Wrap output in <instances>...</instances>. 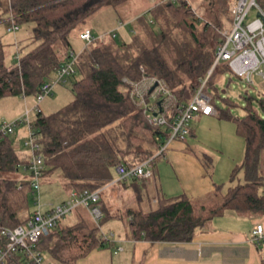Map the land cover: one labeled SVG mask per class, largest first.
<instances>
[{
    "label": "trees",
    "instance_id": "16d2710c",
    "mask_svg": "<svg viewBox=\"0 0 264 264\" xmlns=\"http://www.w3.org/2000/svg\"><path fill=\"white\" fill-rule=\"evenodd\" d=\"M121 1L0 0V21L14 16L17 24H35L32 41L21 47L19 66H8L0 39V100L20 94L37 96L43 83L53 78L65 61L64 55L68 57L73 50V33L84 31L88 27L85 23L98 10ZM233 1L157 0L132 21L127 33L87 44L77 62L75 74L80 78L72 82L71 102L51 114L36 112L31 124L43 145L47 166L43 178L61 171L68 179L65 187L72 192L103 190L99 205L104 218L100 224L88 221L87 210L78 211L79 222L68 225L62 220L36 244L35 250L52 263L77 264L91 252L113 246L101 231V224L110 217L104 195L107 189L128 182L112 185L114 171L121 165L131 168L155 156L159 144L170 134V123L151 124L130 96L125 78L139 79L141 66L147 74L164 79L172 89L175 100L171 115L190 102L207 79L204 91L211 97L216 114L235 122L246 150L242 164L231 174L230 185H216L207 202L185 194L171 198L147 196V180H129L139 202L147 196L152 206L148 211L140 207L126 210L131 238L149 243H189L199 229L226 212L264 215V85L259 87V81L247 83L241 95L245 100L243 114L237 115V102L220 95L217 76L243 78L225 62L208 76L224 40L222 30L232 20ZM260 2L264 6V0ZM58 42L64 46L63 57L55 48ZM256 89L261 94L257 95ZM14 134H0V229L26 226L34 213L31 173L27 178L19 176L29 161L17 155ZM199 158L210 171L212 158L206 154ZM161 159L157 157L156 161ZM240 175L244 182L235 183ZM4 244L0 237V246ZM24 262L33 264L21 250L6 264Z\"/></svg>",
    "mask_w": 264,
    "mask_h": 264
},
{
    "label": "built area",
    "instance_id": "2783aa9c",
    "mask_svg": "<svg viewBox=\"0 0 264 264\" xmlns=\"http://www.w3.org/2000/svg\"><path fill=\"white\" fill-rule=\"evenodd\" d=\"M165 1L175 3L177 0ZM253 9L257 10V16L247 21ZM231 15L230 27H225L222 31L224 40L217 50L215 62L208 76L220 63L225 62L234 74L242 77L247 83L254 84L256 78L264 80V6L260 0H234L231 5ZM7 22L8 32L19 30V24L15 22L14 16H10ZM119 27H124V23L120 22ZM108 35L116 37L118 34L112 31L95 35L91 28H86L80 34V38L89 44L97 39H104ZM80 55L81 52L70 51L67 59L56 71L55 77L43 83L41 92L37 95L38 103L33 108L27 109L21 117L10 123L4 122L0 126V134H14L20 125L26 124L28 134L24 139V147L31 154L28 170L32 176V195L38 208L26 226L0 229V237L5 242L0 246V264H6L12 255L21 250L29 256L33 264H46L43 253L35 250L36 244L78 208H86L96 224H100L104 218L99 205L103 190L83 193L73 191L68 201L59 205L50 204L46 209H43L40 200V182L47 166L42 154L43 145L32 128L30 114L32 111L40 110V103L53 92L55 86L60 83L65 84L67 79L76 73ZM20 56V53L15 56L18 60L16 66L20 65ZM140 69L143 74L139 79L125 78L130 85L131 98L141 106L151 124L167 125L170 123L171 130L169 136L159 144V150L155 156L131 168L125 165L119 166L116 184L132 179L147 181L153 179L156 158L160 156L164 158L174 141L187 139L191 131V121L201 115L216 113L211 97L204 91L207 79L202 81L191 101L183 104L177 113L171 115L170 107L175 100L172 89L164 79L147 74L143 66ZM103 234L105 240L113 239L112 234L110 236ZM252 235L259 242L262 241L264 239L263 226L256 225Z\"/></svg>",
    "mask_w": 264,
    "mask_h": 264
},
{
    "label": "crops",
    "instance_id": "0c3cea01",
    "mask_svg": "<svg viewBox=\"0 0 264 264\" xmlns=\"http://www.w3.org/2000/svg\"><path fill=\"white\" fill-rule=\"evenodd\" d=\"M137 17L133 18L132 21ZM87 28L90 27L88 26ZM117 28L118 26H115L106 32L115 31ZM119 28L122 29L120 32L125 29V31H123V34H125L127 33V29L129 27L124 24V27ZM82 32V30L78 31L75 40L73 41L74 51L82 52L87 46V43L80 38V34ZM93 33L95 34L94 31ZM66 58L67 56L64 55V60H66ZM258 79L261 80L260 78ZM24 102L25 110L31 109V107H29V105L32 104L30 99L25 97ZM23 114L24 112H22L21 109V111L17 114V117L14 116L15 118H13V120L21 117ZM214 115L218 116L216 113L212 115H201L195 120H200V126L203 127L210 121L212 123ZM191 128L192 132L187 139L191 136H198V130L197 128H194L192 123ZM211 130L212 128H210V131ZM15 133H17V131ZM27 134V127H21L20 133L16 135V142L14 143L15 148H22L24 146V139ZM218 134H220L222 139L219 143H222L225 135L222 133H217L216 135L218 136ZM187 139L184 141H174L170 145L169 150L164 157L165 160L167 159L172 165L177 178H175L173 182L165 184L161 169L158 167V161L154 169L155 176L152 181H148V184L152 182L155 183L157 187V194L166 198L177 197L185 194L193 200L207 202L209 200V195L215 192L216 185H227L228 179L226 174H222L217 171V167L214 166L213 158L211 169L208 171L205 164L199 158L205 153L197 155V153L192 150V146L187 143ZM240 146L241 151L238 153L236 150L237 157H234L236 159H232L233 153L229 151V148L226 150V144L222 147L219 146V151H222L221 154H228L229 161L232 162L231 167L233 168L236 165L238 166L242 164L245 157L246 145L245 148L244 145L242 147V144H240ZM209 148H211V146L206 144L202 150L207 153ZM164 158H162V160ZM231 167H229V170ZM23 168L30 177L28 168ZM116 174L117 179L113 181L114 184H116L115 182L118 180L117 169ZM131 182L132 181H128L126 186L129 187ZM64 188H66L65 185ZM68 190L69 193L67 194L66 199L58 203H52L50 201L44 203L40 197L43 209H46L50 204L59 205L68 201L72 193L70 189ZM37 209L38 208L36 207L34 212ZM79 209H84L85 211L87 210L86 208H78L77 210ZM77 210L71 214V218L78 216V213L74 215ZM88 213L90 215L89 218H91V221L94 222L89 211ZM258 224L262 225L264 228V215L244 216L235 212H226L224 215L214 218L209 226L199 229L193 241L189 243H149L144 241H134L131 238L128 226L123 238H117L116 234L112 233L113 239L109 241L113 244L112 247L95 250L87 257L81 259L77 264H262L264 260V239L259 242L252 235L255 226ZM43 256L44 259L47 257L44 254ZM45 263L52 264L48 257L45 259ZM23 264L29 263L24 262Z\"/></svg>",
    "mask_w": 264,
    "mask_h": 264
},
{
    "label": "rangeland",
    "instance_id": "374dc122",
    "mask_svg": "<svg viewBox=\"0 0 264 264\" xmlns=\"http://www.w3.org/2000/svg\"><path fill=\"white\" fill-rule=\"evenodd\" d=\"M155 4L156 0H123L119 3L105 6L102 9L98 10L87 20L85 25L89 26L95 32V34L109 33L111 31H106L114 28L115 26H118L115 32L117 34H123V31H125V29L120 32L122 30L119 28L120 22H123L129 27L132 24L133 18L141 15L142 13H145ZM192 7L193 9L195 8L201 15L195 3L192 4ZM256 16L257 10L253 9L247 21H251ZM8 19L9 17L0 21V39L5 45L6 63L8 64V66H10L17 64L18 60L15 58V56L17 53H22L21 47L32 41L35 24L32 22L21 23L19 24V30L15 32H8L6 29L8 25ZM225 27H230V23ZM78 30L79 29H77L72 35L73 41L75 40ZM55 48L63 57L65 50L64 46L60 42H58L57 44H55ZM229 77L230 75H226L224 77L221 75L217 76V86L219 88L220 95L222 97H231L234 101H236L238 107L234 108V113L237 115H242L243 110L241 109V107L245 105V100L241 97V95L244 94L246 89L248 88L247 82L234 75L231 76V80L229 79ZM78 78H80V75L75 74L71 78H68L65 84L60 83L55 86L53 88V92L50 95L46 96V98H44V100H42V102L40 103V109L45 114H51L71 102L74 99L72 82ZM256 81H259L258 83H260L258 84V86L264 85V81L259 80L258 78H256ZM254 92L257 95L261 94V91L259 89H256ZM25 97L30 99V101L32 102V104L29 105V107L31 108L38 103L37 96H24L23 94L7 96L0 100V126L4 122L10 123L13 118L17 117V114L21 111V109L22 112H26L24 102ZM219 102L222 103L221 99L219 100ZM35 114L36 112L32 111V113L30 114V118H33ZM191 123L194 125V128H197L198 136L189 137L187 139V143L192 146V150L196 152L197 155L205 153L213 158L214 166L217 167V171L219 173L221 172L222 174H226L228 179L226 187H228L230 184L231 174L237 165L234 168L231 167L232 162L229 161L228 154H221L222 151H219V146L222 147L224 144H226V150H228L229 148V151L233 153L232 159L234 157H237V151L238 153L241 151L240 144H242V147L244 145L245 148V140L238 135L235 122L232 120L221 119L219 116L214 115L212 123L210 121L206 126L201 127L200 120L197 121L194 119L191 121ZM24 126H26V124H22L16 129L17 133L14 134L15 142L16 135L20 133V128ZM210 128H212L211 131ZM217 133H222L223 135H225V142L223 139V142L219 143L222 139L220 134H218V136L216 135ZM206 144L211 146L207 153L202 150V148H204ZM16 152L21 159H27L29 161L31 158L29 151H27V148L24 146L22 148L17 147ZM169 164L170 162L167 159L165 160V158L163 160L161 159L158 162V167L161 169L163 181L165 182V184L171 183L173 182V180H175V178H177L172 165ZM229 167H231L230 170ZM20 177H29L28 173L24 171V168H22L20 171ZM114 177L115 179H117L116 170L114 171ZM67 181L68 179L63 176V173L61 171H57L56 173L43 178L40 182V197L42 201L44 203L47 201L58 203L66 199L69 190L64 188V185ZM148 181H152V179ZM239 182H244V176L240 175L239 180H237L235 183ZM145 194L151 197L155 196L157 194L156 184L153 182L148 184V190ZM147 196H145L143 200L139 202L137 191L133 187H125L121 184L116 185L112 189H107L104 195V200L105 204L108 207L110 217L101 224V231L107 236L115 233L117 238H123L124 233L127 231L129 226V221L125 216L126 210L129 208L140 207L143 210L148 211L152 206ZM31 204L32 210L36 209L37 206L35 205L34 199H32ZM78 211L83 213V211L85 210L79 209L75 212L74 215H76ZM70 216L65 218V224L70 225L79 221L78 216L73 218H71ZM88 221H91V219L89 218ZM91 223L94 224L95 222L91 221ZM45 259H47V257H45Z\"/></svg>",
    "mask_w": 264,
    "mask_h": 264
}]
</instances>
